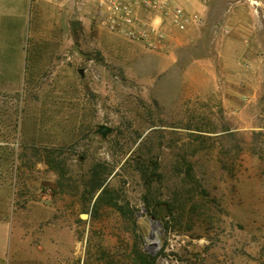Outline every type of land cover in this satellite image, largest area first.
<instances>
[{"label": "rangeland", "instance_id": "obj_1", "mask_svg": "<svg viewBox=\"0 0 264 264\" xmlns=\"http://www.w3.org/2000/svg\"><path fill=\"white\" fill-rule=\"evenodd\" d=\"M205 1L204 25L264 23V0ZM98 16L0 92V264H264V104H221L190 54Z\"/></svg>", "mask_w": 264, "mask_h": 264}, {"label": "crops", "instance_id": "obj_2", "mask_svg": "<svg viewBox=\"0 0 264 264\" xmlns=\"http://www.w3.org/2000/svg\"><path fill=\"white\" fill-rule=\"evenodd\" d=\"M99 1L0 0V92L22 87L33 71L31 62L41 61V43L59 42L62 29L74 20L88 23L91 12L99 13ZM174 1L191 15L220 16L205 0ZM228 14L223 25L190 24L184 30L165 22L171 46L168 55L175 63L183 53L190 54L188 74L201 78L190 82L217 80L214 93L221 104H264V23L252 21L242 6L231 7ZM224 28L229 32L224 33Z\"/></svg>", "mask_w": 264, "mask_h": 264}, {"label": "built area", "instance_id": "obj_3", "mask_svg": "<svg viewBox=\"0 0 264 264\" xmlns=\"http://www.w3.org/2000/svg\"><path fill=\"white\" fill-rule=\"evenodd\" d=\"M99 6L102 27L128 39L144 42L154 51L170 50L165 22L169 21L181 30L190 24L204 25L206 22L203 17L186 12L174 0H100ZM223 32L228 33L229 29L224 28Z\"/></svg>", "mask_w": 264, "mask_h": 264}, {"label": "trees", "instance_id": "obj_4", "mask_svg": "<svg viewBox=\"0 0 264 264\" xmlns=\"http://www.w3.org/2000/svg\"><path fill=\"white\" fill-rule=\"evenodd\" d=\"M102 185V183H99L97 188H99ZM107 192L106 188L103 189L101 195L98 197L99 199H102L104 197V194ZM117 205V204H116ZM153 262V260H152ZM152 262H150L149 258L147 255L144 254V252L142 250L139 251L138 253V258H137V263L138 264H152Z\"/></svg>", "mask_w": 264, "mask_h": 264}, {"label": "water", "instance_id": "obj_5", "mask_svg": "<svg viewBox=\"0 0 264 264\" xmlns=\"http://www.w3.org/2000/svg\"><path fill=\"white\" fill-rule=\"evenodd\" d=\"M71 26H72L73 32L76 33V29L77 27L81 26V22L78 20H74L72 21ZM104 130L107 131V128H104Z\"/></svg>", "mask_w": 264, "mask_h": 264}, {"label": "bare ground", "instance_id": "obj_6", "mask_svg": "<svg viewBox=\"0 0 264 264\" xmlns=\"http://www.w3.org/2000/svg\"><path fill=\"white\" fill-rule=\"evenodd\" d=\"M85 216V215H84Z\"/></svg>", "mask_w": 264, "mask_h": 264}]
</instances>
